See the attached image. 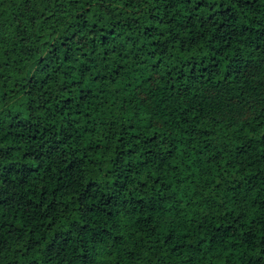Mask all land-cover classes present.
<instances>
[{"label": "trees", "instance_id": "obj_1", "mask_svg": "<svg viewBox=\"0 0 264 264\" xmlns=\"http://www.w3.org/2000/svg\"><path fill=\"white\" fill-rule=\"evenodd\" d=\"M0 264H264V0H0Z\"/></svg>", "mask_w": 264, "mask_h": 264}]
</instances>
